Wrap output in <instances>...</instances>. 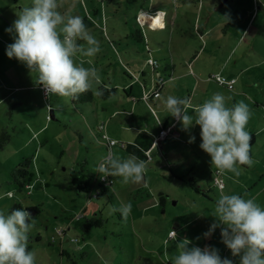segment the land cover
<instances>
[{
	"label": "rangeland",
	"instance_id": "1",
	"mask_svg": "<svg viewBox=\"0 0 264 264\" xmlns=\"http://www.w3.org/2000/svg\"><path fill=\"white\" fill-rule=\"evenodd\" d=\"M14 1L0 0V133L8 136L0 147V208L10 211L16 204L38 211L34 215L29 211L34 224L29 233V249L35 251L37 264H170L178 254L176 241L184 238L201 248L214 246L222 258L238 264V257H233L222 242L219 227L210 238L203 233L216 219L212 214L221 186L225 194L246 193V198L254 197L264 206V3L191 1L189 8L194 13L198 5L201 22L208 8L219 3L207 36L216 47H207L198 57L199 67L209 70L199 75L178 61L181 55H193V46L198 44V33L190 30L192 13L174 27L181 31L172 32V36L168 26L155 30L151 23L150 28L142 26L143 39L136 33L133 21L137 10L149 6L148 11L171 8L173 0H59L58 10L83 16L86 28L100 42L101 51L92 58L93 64L84 62L83 66L98 69L101 85L127 83L132 93L144 87V92L150 95L146 105L138 99L133 101L127 91L118 90L115 94L108 91L111 96H120L121 105L117 108L113 101L106 105L109 111H101L99 103L109 100L99 99L100 96L93 95L89 103L71 102L56 95L47 98L43 87L36 83V74L7 56V45L13 39L5 29L17 18L16 12L21 7L31 6V0ZM182 5L183 0H176L174 6ZM139 14L137 21L142 24L147 18L144 11ZM226 14L228 23L223 17ZM147 17L154 22L156 14ZM181 38L183 45H176ZM168 46L175 53L173 56L179 55L170 78V72L163 70L162 58L163 49ZM74 59L80 62L81 56L78 54ZM149 59L157 63L155 70ZM154 76L155 81L158 76L164 79L161 83L167 93L162 91L159 98L151 99L148 88L153 91L158 88L152 81ZM216 77L233 81V89L218 84ZM217 92L230 98L226 100L228 107L243 100L251 110L245 130L254 135V144L250 146L253 164L251 167L237 164L238 176L211 164L210 156L199 147L200 126L194 124L183 130L182 123L174 120L164 105L169 95L188 98L192 102L188 114L194 116L197 107L193 104L210 99ZM55 107L60 109L54 111ZM114 108L133 114L109 116ZM132 120L141 127L149 123L155 128L152 137L156 135L159 140L152 152L144 151L145 141L137 136L141 129L132 127ZM171 122L173 126L167 135L159 138V130ZM122 128L127 131L121 133ZM192 135L195 142L189 143ZM110 139L114 144L107 143ZM129 149L146 162L142 182L123 184L121 177H114L115 197L102 192L98 198L88 199L86 193L77 190L76 184L86 180L88 174L93 176L90 182L101 176L96 167L103 157L113 154L127 158ZM27 157L31 159L30 175L19 192L11 172ZM189 177H195L196 182L189 183ZM160 195L163 205L157 204ZM121 202L131 203L126 219L119 212H111ZM150 202L155 206L145 211ZM96 217L102 222L99 227L94 225ZM85 223L91 225L88 231L82 228ZM60 228L65 231V239L56 233Z\"/></svg>",
	"mask_w": 264,
	"mask_h": 264
},
{
	"label": "clouds",
	"instance_id": "2",
	"mask_svg": "<svg viewBox=\"0 0 264 264\" xmlns=\"http://www.w3.org/2000/svg\"><path fill=\"white\" fill-rule=\"evenodd\" d=\"M264 3V0H261ZM59 0H31V6L21 7L16 19L5 29L12 35L13 42L7 45L6 54L25 65L30 73L36 74V83L43 87L47 98L56 95L70 101L92 92L103 96L101 77L94 66L84 67V62L74 58L95 57L101 46L84 23L83 17L71 12L61 13ZM163 11L156 12L160 27L164 25ZM225 23L229 16H223ZM89 65L93 61H87ZM230 99L217 92L195 108V115L188 114L190 101L169 95L164 101L167 111L182 123L183 130L194 124L200 126L199 147L211 158V164L222 171L240 175L239 165L251 167V134L246 131L251 110L243 100L231 107ZM194 135L189 143L195 142ZM101 178H122L123 184L140 183L146 173V162L135 155L127 158L110 154L101 159L96 167ZM212 214L215 221L203 233L210 238L220 228L222 242L238 257V264H264V206L247 194H225L223 186ZM28 206L0 208V264H37L36 253L29 249V233L34 227ZM111 212H119L123 218L131 212V203L121 202ZM223 225V227H221ZM177 237V232L172 230ZM199 239V237H197ZM187 238L176 241L178 254L170 264H236V261L221 257L219 250L211 245L203 248L191 245Z\"/></svg>",
	"mask_w": 264,
	"mask_h": 264
},
{
	"label": "crops",
	"instance_id": "3",
	"mask_svg": "<svg viewBox=\"0 0 264 264\" xmlns=\"http://www.w3.org/2000/svg\"><path fill=\"white\" fill-rule=\"evenodd\" d=\"M15 1H17V0H15ZM173 1H174L173 2L174 5H175L176 0H173ZM192 3L193 2H191L190 0H183V5L182 6H174V5H172L171 8H167V9H163V8L160 7V8H157L156 10H154V11H148L149 10V7H151V6H149L146 9L145 8L140 9V11L137 10V12L135 13V18H137V15H139V13L141 11H144L146 13L145 14V16H146L145 18H147L146 20L143 21V22H145V26H146V24L148 25V23H152V25H153L155 22H157L156 18L154 19V22H152L151 19L149 20V17H147V15L148 14L153 15L154 13L156 14L157 11H161L162 10L163 13H164V16H163V19H162L161 22L163 23L164 26L162 28L160 27V25L158 27L157 26H155V27H152L151 26V28L152 29H155V30L156 29L157 30H161V29H166V26H168L169 30L171 31V36H172V32H174V31H176V32L179 31L180 32L181 31V29L176 30V28L174 29V27L175 26L177 27V26L181 25V23L183 22L182 20L184 18L186 19V17L189 15V13H192L191 12L192 11L191 8H189V5H192ZM218 8H219V3L218 2L214 4V8H212V9L208 8L209 10H207V14L203 17V20H202L203 22H201V20H200L201 17L199 18L198 15H197L198 5H197V7H195L194 13L191 14V19H192V22L193 23L190 26L191 27L190 30L194 29L198 33V44H197V46H193V51H192V52H194L193 55H189L188 54V55H185V57L183 55H181V56L178 55L179 56L178 61L182 62L184 65L186 64L190 69H192L194 71V73L199 74V75L202 74V73H206L209 70H207L205 68L199 67V65L196 63L198 57L203 55V53L205 52V50H206L207 47H209V46L216 47L215 44H213V40H211L209 38L207 39V36L209 35V33L211 32V30L213 28L212 26H209L211 24L212 14H213L214 11H216V10L218 11ZM81 17H83V16H81ZM141 19H143V17ZM152 19H153V17H152ZM136 28L139 30V34L142 35V38L139 37L140 35H138V37L140 39H143L144 37H143L142 28L139 27V26L138 27L136 26ZM215 28H217V27H215ZM182 40H183V38H181L176 45H178V46L183 45V41ZM152 50H154V49L152 48ZM163 50H164L163 51V54L164 55H163L162 58L165 61V65H164L163 70L170 72V74H168V76H169L168 78H170L171 76H173L172 73L175 71V63H174V61L177 59L178 56H173L175 53L172 52V50L170 49L169 46L168 47H165V49H163ZM199 51L202 53L201 55H200ZM153 54H154V52H153ZM190 54H192V53H190ZM188 56H190L189 57V60H188ZM92 58L93 57H82L81 56V60L83 62H86V63H87V61L89 59L92 60ZM211 59H213V58H211ZM99 65L102 67V66H104V63L100 62ZM153 70H155V69L153 68ZM164 71H162V72L164 73ZM157 78L159 79V78H161V76H158ZM154 79H155V76L153 77L152 81ZM158 79H156V81L154 80V84H156V82H157ZM161 80H164V79L161 78ZM144 84H143V86H144ZM29 86H31V85H27V87H29ZM18 87H23V86H18ZM100 87H102L104 89L105 93L103 94V96H100L102 98H99V99H108L109 100V101L105 102L104 104L99 103L100 104L101 111H109L110 109L108 107H106V105H109L110 106V103H112L113 101H114L113 102V105L116 106L117 108H119L118 106L121 105L122 100H121L120 96H117V95L111 96V94H108V91L112 92L113 94H115L118 90L124 91V92L127 91L128 94H132L133 101L136 102L138 100H141V101L145 102L146 105H148V103H149L148 101L146 102L145 100H143V96H144V94H146L144 92V87H139V90L135 91L134 93H132V88H131V86H128L127 83L124 84V86H122L120 83L115 82L112 85H100ZM164 87H165V84H162V83L159 84V87L158 88H160V91H159V94L155 98H157V97L159 98L160 97V93L162 91L165 92V89L166 88H164ZM151 89L152 88H148V91L154 92ZM165 93H167V92H165ZM91 94H92V92H91ZM203 97H204V94H203ZM92 98H93V94H92ZM155 98L153 97L151 99H155ZM190 100H193V96L190 97ZM203 102L204 101L197 102L196 104H193V106L194 107H198ZM190 104H192V102H190ZM262 105L264 107V104L263 103H262ZM55 108L56 109H54V111L55 110L57 111V110L60 109L59 107H55ZM50 111H51V115L53 116L52 109H50ZM123 112H125V114H127L129 116L131 114H133L131 111H128V113H127V111H121L120 109L117 110L116 108H114L113 111L110 113L109 116H113V115L114 116L115 115L117 116V113L120 114V113H123ZM175 119L176 118H174V120ZM41 121H43V120L41 119ZM42 123H43V125H47L46 124L47 123L46 121H45V123H44V121ZM139 124L140 123H138V121L132 120L131 126L133 125L132 127H135L136 126L139 129H141V132H139L137 136H140L142 139H144V141H145V144H143V146L145 147L144 148V151L150 153L156 147L157 142L159 140L156 135L154 137H152L153 134H154V129L155 128L153 127V129H152V127L149 126V123H146L145 126H143L144 127V129H143V127H141ZM172 126H173V122H171V124L167 125L166 127L163 126L162 128L168 129V131H169V129H171ZM132 127L129 128V129H132ZM40 129L37 130L35 133H37L38 131H40ZM123 131L126 132L127 131L126 128H122L121 133ZM108 135H110V134H108ZM128 139H131V138L129 137ZM123 140H126V139H123ZM132 145H133V142H132ZM158 145H159V148L163 150L162 145L160 143H158ZM134 153L135 152L132 149H129V151H128V154L129 155H133ZM30 164H31V159H30ZM112 178H113V183H114V177H112ZM107 192H109L107 194H112L114 196L113 189H112V183L110 185V188H108V191ZM158 201H159V198H158ZM158 201H157V204H159ZM154 206H155V203L154 202L153 203L150 202L147 206H145V208H146L145 211H150ZM77 216H80V215H77ZM95 221H97V223L99 222V225L98 226L94 224L97 227H99L101 225V223H102L100 219H97V217L94 220V222ZM85 224H89V223H85ZM89 226L91 227L90 224H89ZM89 229H87V231ZM64 237H65V231L61 235V238L62 239H65L66 238V237L65 238ZM59 241H62V240H59ZM69 241L70 242H74V241H71V240H69ZM60 248L62 250V254L67 256V252L64 251L62 249V247H60Z\"/></svg>",
	"mask_w": 264,
	"mask_h": 264
},
{
	"label": "trees",
	"instance_id": "4",
	"mask_svg": "<svg viewBox=\"0 0 264 264\" xmlns=\"http://www.w3.org/2000/svg\"><path fill=\"white\" fill-rule=\"evenodd\" d=\"M190 1H193V0H190ZM153 15H155V13ZM133 22L135 23V25L137 27L139 26V27L142 28V26H145V22L142 25L141 24L139 25L138 22H137V18H135V21H133ZM146 27L150 28L147 24H146ZM136 33H137V35H140L138 29L136 30ZM139 37L142 38V35H140ZM225 80H227V79H225ZM220 85H223L226 88H228L226 84H220ZM157 86H159L158 82H157ZM156 89H157V92L159 94L160 88H156ZM228 89H233V81H232V87H230ZM74 101H84L85 103H89L90 101H92V94H91V92H86V93L80 95L78 100H74ZM74 101H71V102H74ZM253 139H254V135L251 134L250 146H252V144H254ZM7 140H8V136L4 135V132L3 133L1 132L0 133V147H3ZM29 164H30V158L29 157L25 158L23 161H21L19 164H17L15 166V168L11 172L12 178H13L12 181L17 184L19 192L21 191V188L24 186V183H26L28 181V176L27 175L28 174L30 175V172H29V169H28L29 168ZM92 178H93V176L88 174L86 176V180H84L83 182L82 181L78 182L76 184L77 190L86 193L88 195V199H91V198L94 199V198L99 197L102 192H107L108 188H110V185H111V183L109 185L104 184L105 181H101L100 180L101 176L99 178L95 177L94 180L92 182H90L89 179H92ZM108 178L111 179L112 183H113V178L110 177V176H108ZM195 179H196L195 177H189L187 180H188L189 183L193 184V182H196ZM105 180H106V178H105ZM205 192H207V188H206ZM163 201H164L163 197L160 195L159 201H158L159 204L163 205ZM12 208H20V205L13 204ZM26 210L32 212L33 215L38 213V211L36 209H34V208L33 209L29 208V209H26ZM94 224L98 226L99 222L97 223V221H95ZM82 228L84 230H87V229L90 228V226H89V224H85L84 226H82ZM63 233H64V230L61 233V235Z\"/></svg>",
	"mask_w": 264,
	"mask_h": 264
},
{
	"label": "built area",
	"instance_id": "5",
	"mask_svg": "<svg viewBox=\"0 0 264 264\" xmlns=\"http://www.w3.org/2000/svg\"><path fill=\"white\" fill-rule=\"evenodd\" d=\"M146 14V13H145ZM138 16H141V14H139V15H137V18H138ZM140 20H138L137 22L140 24V22H139ZM144 22H142V24H143ZM141 24V25H142ZM148 26L150 27V25H149V23H148ZM148 63L151 65V67L152 68H156V66H157V63L155 62V61H153V60H151V59H149L148 60ZM214 77V76H213ZM161 78H159L158 80H157V82L160 84L161 83ZM215 81H217V83H219V84H226L227 85V87L228 88H230V87H232V81L231 80H225L223 77H216L215 78ZM157 82H156V84H157ZM157 87H159V86H157ZM158 95V92H157V89L154 91V92H152V94H151V96L152 97H156ZM150 95H149V93L148 94H144V96H143V100H145L146 102H147V99H148V97H149ZM175 118V117H174ZM175 120H177V119H175ZM167 131H168V129H165V128H161L160 130H159V138H162L163 136H166L167 135ZM107 143L109 144V145H111V144H114V141L113 140H108L107 141ZM108 177H106V180H105V178L104 179H100L101 181H105V183L104 184H106V185H109L110 183H112V180L111 179H107ZM63 228H60V229H57L56 230V233L57 234H61L62 232H63ZM74 241H76V239L74 238Z\"/></svg>",
	"mask_w": 264,
	"mask_h": 264
},
{
	"label": "bare ground",
	"instance_id": "6",
	"mask_svg": "<svg viewBox=\"0 0 264 264\" xmlns=\"http://www.w3.org/2000/svg\"><path fill=\"white\" fill-rule=\"evenodd\" d=\"M159 25H160V22H155L153 25H152V23H151V26H152V27H155V26L158 27Z\"/></svg>",
	"mask_w": 264,
	"mask_h": 264
}]
</instances>
